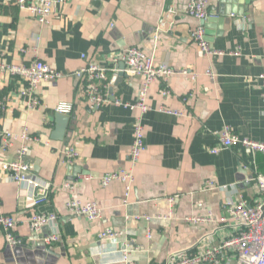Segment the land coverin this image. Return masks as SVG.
Here are the masks:
<instances>
[{"label":"crops","instance_id":"1","mask_svg":"<svg viewBox=\"0 0 264 264\" xmlns=\"http://www.w3.org/2000/svg\"><path fill=\"white\" fill-rule=\"evenodd\" d=\"M187 2L64 0L55 7L51 22L43 24L15 0H0L3 63L30 64L41 59L64 73L79 70L87 61L116 68L122 62L118 56L138 46L158 63L198 74L193 80L176 73L150 87L152 109L143 116L147 147L135 168L133 191L125 201V184L117 181L104 187L100 176L130 166L128 154L138 111L115 103L91 109L78 100L80 82L73 76L42 82L43 107L28 109L18 98L23 80L0 70V100L8 97L9 101L0 112V128L15 134L12 146L0 149V157H17L25 144L20 135L27 128L31 136L42 139L26 142L27 157L33 167L38 166L34 172L50 189L48 202L36 205L26 186L0 179L2 210L18 218L15 231L24 240L11 247L0 228V264H123L121 249L127 244L134 248L131 264H167L170 254L195 250L202 238L218 244L236 233L232 222H219L225 202L242 198L253 203L260 198L254 178L264 172V154L240 144L218 153L211 148L218 145L216 132L225 124L240 136L264 141L263 90L258 78L264 73V0L209 1L208 18L223 15L221 26L215 22L213 28L206 27L211 47L223 52L210 56L191 39L190 30L200 21L186 14ZM161 18L167 29L157 34ZM207 69L215 76L206 75ZM141 83L140 77L125 76L109 92L113 99L134 102ZM166 84L171 94L165 97L161 91ZM61 101L75 102V109L65 138L57 140L52 135L58 124L55 109ZM162 107L185 109L186 113L177 116ZM70 145L80 152L73 164L64 160L63 150ZM87 175L92 178L86 179ZM208 180L216 187L204 191ZM67 184L74 185L83 200L97 201L102 218L91 222L71 215ZM174 194L179 198L171 214L163 199ZM209 210L217 219L214 224L192 225L184 220ZM37 212L58 215L57 242L45 245L32 235L29 218ZM108 228L119 232L115 240L100 239ZM49 231L46 227L43 233ZM228 264H235L234 260Z\"/></svg>","mask_w":264,"mask_h":264},{"label":"built area","instance_id":"2","mask_svg":"<svg viewBox=\"0 0 264 264\" xmlns=\"http://www.w3.org/2000/svg\"><path fill=\"white\" fill-rule=\"evenodd\" d=\"M209 1L188 0L185 10L187 15L200 21L198 26L190 30V35L201 52L208 56L223 54L222 51L212 48L206 38L207 30L203 22L209 16ZM15 2L19 8L36 16L39 22L49 24L55 7L64 0H15ZM166 29V21L161 18L156 33L160 34ZM239 53L236 52V54ZM1 55L0 52V59ZM118 57L125 63L124 72L127 78H142V83L137 89V99L134 102H124L111 97L109 88L115 83L119 68L108 67L94 61H87L82 68L72 73H64L41 59H37L30 64H6L0 61V70L10 72L23 80L24 84L18 89V98L28 109L43 107L44 98L40 92L42 82H54L66 76H73L80 82L78 100L87 104L91 109L96 110L107 103H115L138 111L134 122V139L128 154L130 166L121 167L100 176V182L104 187L113 182H123L125 184V201H127L134 188L135 168L147 147L143 116L152 109L148 103L150 87L155 81H167L176 73L189 75L193 80L197 78L198 74L188 69L176 70L168 63H158L152 54L147 53L138 46L126 48ZM83 58H86V55H83ZM205 73L210 77L215 76L211 69H207ZM258 78L261 80L264 102V73L260 74ZM161 94L165 97L171 94V89L167 84L162 89ZM186 100L187 97H184L183 101L185 103ZM8 102V97L0 100V112L7 109ZM74 109L75 102L61 101L55 110L61 114H72ZM161 109L177 116H184L186 113L185 109H170L167 107ZM216 135L218 145L211 148L212 153H218L235 144H240L253 153L264 154V141L240 136L229 124H225L216 132ZM20 137L25 144L19 148L17 157L12 160L0 157V179L26 186L32 192L35 204L41 205L48 202L50 189L34 172L33 165L27 160L29 147L26 142L42 139L31 136L27 128L23 129ZM14 138L15 134L10 129L0 128V149L10 148ZM45 144L51 145L50 140H46ZM63 153L65 162L69 164H73L80 159V152L73 145L67 146ZM85 178L90 179L92 176L87 175ZM254 180L260 193V198L256 202L250 203L242 198L238 200L228 199L225 202L224 215L219 222H232L237 230L234 235L223 239L218 244L207 243L205 238H202L195 250H182L170 254L167 264H228L231 260H234L235 264H264V172L256 173ZM67 187L71 192L67 202V209L71 215L84 216L91 222L102 218V208L97 201L83 200L76 193L74 185L67 184ZM215 187L216 183L213 180H208L204 191ZM227 187L228 185L222 186V188ZM178 198L179 195L174 194L163 199L168 203L171 214ZM202 205V203H199L198 207H202ZM146 218L150 219V216H146ZM58 219V215L54 212L33 213L29 218L32 235H36L37 239L45 245L57 242L60 239ZM184 220L192 225H206L217 222L210 210L207 214L186 216ZM18 222V218L14 214L2 210L0 202V228L11 247L24 242L15 231ZM46 227L50 228V231L44 234L43 230ZM118 235L119 232L116 229L108 228L102 231L99 237L101 240H115ZM148 237L151 238L152 234H149ZM133 250L134 248L130 244L121 249L120 261L123 264H131L130 256Z\"/></svg>","mask_w":264,"mask_h":264},{"label":"water","instance_id":"3","mask_svg":"<svg viewBox=\"0 0 264 264\" xmlns=\"http://www.w3.org/2000/svg\"><path fill=\"white\" fill-rule=\"evenodd\" d=\"M218 22L219 25H222L223 22V15H221L220 18L212 16L210 18L205 19V21L203 22V24L207 27V28H213L214 27V23ZM119 68V72H118V76L117 79L115 81V84H118L123 77L126 76V73L124 72L125 69V63L122 61ZM111 92H113V87L111 88ZM115 99V98H114ZM56 121H57V126L54 130V134L52 135V138L57 139V140H63L65 138L67 129H68V125L70 122V114H61V113H57L56 114ZM28 161H31V159L29 157H27ZM34 170L38 171L39 168L38 166H34Z\"/></svg>","mask_w":264,"mask_h":264}]
</instances>
